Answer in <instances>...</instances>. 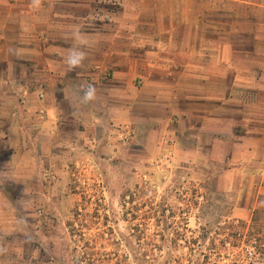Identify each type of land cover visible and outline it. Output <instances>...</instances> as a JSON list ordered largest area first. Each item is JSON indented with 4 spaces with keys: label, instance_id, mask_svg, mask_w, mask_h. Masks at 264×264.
<instances>
[{
    "label": "crops",
    "instance_id": "crops-1",
    "mask_svg": "<svg viewBox=\"0 0 264 264\" xmlns=\"http://www.w3.org/2000/svg\"><path fill=\"white\" fill-rule=\"evenodd\" d=\"M105 2L0 0L1 234L21 210L59 212L70 161L140 134L227 176L239 216L264 195V0Z\"/></svg>",
    "mask_w": 264,
    "mask_h": 264
},
{
    "label": "rangeland",
    "instance_id": "rangeland-1",
    "mask_svg": "<svg viewBox=\"0 0 264 264\" xmlns=\"http://www.w3.org/2000/svg\"><path fill=\"white\" fill-rule=\"evenodd\" d=\"M105 1L118 13L116 0ZM134 141L117 155L70 161V199L58 213L35 205L11 216L0 264H203L212 246L227 248L221 264H264V195L239 216L234 198L244 195L216 167L182 160L171 139Z\"/></svg>",
    "mask_w": 264,
    "mask_h": 264
},
{
    "label": "clouds",
    "instance_id": "clouds-1",
    "mask_svg": "<svg viewBox=\"0 0 264 264\" xmlns=\"http://www.w3.org/2000/svg\"><path fill=\"white\" fill-rule=\"evenodd\" d=\"M73 40L74 44L75 43H82L81 37L78 31L73 32ZM85 51L78 47V46H73L69 48L64 61L66 65L68 66L69 69L74 68L78 65H80L84 58H85ZM80 93H81V100L82 102H88L90 100H93L96 96V88L95 86L88 84V85H80Z\"/></svg>",
    "mask_w": 264,
    "mask_h": 264
},
{
    "label": "trees",
    "instance_id": "trees-1",
    "mask_svg": "<svg viewBox=\"0 0 264 264\" xmlns=\"http://www.w3.org/2000/svg\"><path fill=\"white\" fill-rule=\"evenodd\" d=\"M227 249V248H226ZM226 249H223V248H218L216 246H212L210 249H209V253L205 254V256L207 257V262H204L203 264H221L217 261V258L216 256H218L219 254H221V252L223 250H226ZM87 264H93L94 261L89 257L87 259ZM224 264H237V263H224Z\"/></svg>",
    "mask_w": 264,
    "mask_h": 264
}]
</instances>
